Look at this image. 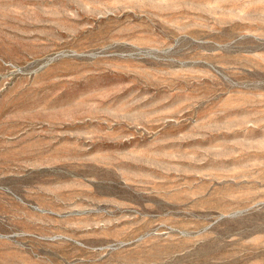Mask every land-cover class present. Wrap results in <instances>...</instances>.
Returning <instances> with one entry per match:
<instances>
[{
	"label": "rangeland",
	"instance_id": "obj_1",
	"mask_svg": "<svg viewBox=\"0 0 264 264\" xmlns=\"http://www.w3.org/2000/svg\"><path fill=\"white\" fill-rule=\"evenodd\" d=\"M0 264H264V0H0Z\"/></svg>",
	"mask_w": 264,
	"mask_h": 264
}]
</instances>
